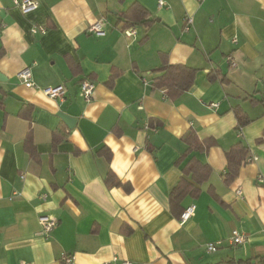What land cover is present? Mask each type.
<instances>
[{
	"label": "crops",
	"instance_id": "crops-1",
	"mask_svg": "<svg viewBox=\"0 0 264 264\" xmlns=\"http://www.w3.org/2000/svg\"><path fill=\"white\" fill-rule=\"evenodd\" d=\"M136 1L153 18L143 41L145 27L127 36L119 22ZM163 1L37 0L25 14L0 0V264H62L64 255L70 264L264 258V0ZM98 21L104 35L89 30ZM161 52L197 70L175 99L153 86ZM26 67L36 87L18 78ZM82 79L95 84L91 100ZM61 84L63 101L44 93ZM193 134L214 143L188 151ZM239 141L250 153L226 183V154ZM196 161L210 167L206 180L187 169ZM183 180L191 192L173 208ZM43 215L58 222L50 234ZM233 230L243 243H232Z\"/></svg>",
	"mask_w": 264,
	"mask_h": 264
},
{
	"label": "trees",
	"instance_id": "trees-1",
	"mask_svg": "<svg viewBox=\"0 0 264 264\" xmlns=\"http://www.w3.org/2000/svg\"><path fill=\"white\" fill-rule=\"evenodd\" d=\"M119 22H122L123 29L128 28H136L138 26H143L146 28V33L144 37L142 38V41L145 40L148 37L147 30L153 23L152 13L149 11L148 8H146L143 4L136 1L128 9L124 10L120 14ZM161 59L162 64L155 69H153V73L158 74L153 79V86L158 89H162L166 92L168 97L170 98H177L187 92L191 86L193 85V82L195 80L196 75V69L189 67L185 64H177V63H170L167 54L161 52ZM118 74V70H114ZM120 72V71H119ZM115 73V74H116ZM213 78V76H211ZM85 79H82L83 81ZM80 81V82H81ZM261 102V101H260ZM249 120H241L239 123V127H242L245 123H247ZM264 136V133H263ZM53 139L55 142H59L60 138L58 135V132H55L53 135ZM187 140L189 142V149L188 151L192 149L197 150H208L209 147L214 143V141L211 140H205V141H199L198 138L193 134L191 136L187 137ZM262 140H258L259 142ZM25 145L27 148H31V135L28 134ZM250 153L249 147L244 144L242 141L237 142L232 146L230 150L227 151V173L226 175V183L232 182L240 172V169L243 164L246 163V159ZM190 171L193 172V176L195 179L201 176L204 177L206 180L209 177V174L211 172L210 167L207 165L199 164L197 161L196 163H191L189 167L187 168ZM112 174H109L107 181L111 183ZM116 185L123 186L125 189H129V185L122 184L121 182H116ZM191 184L189 182H186L183 180L180 184H178L171 193V204L174 208V205H177L180 203L181 199L187 194L191 192ZM185 209V208H184ZM183 209V210H184ZM183 210L180 212L182 214ZM179 215V218L181 216ZM68 256V255H67ZM264 262V258H257ZM251 260L248 261H242L240 264L249 263ZM62 264H69L63 258Z\"/></svg>",
	"mask_w": 264,
	"mask_h": 264
},
{
	"label": "built area",
	"instance_id": "built-area-1",
	"mask_svg": "<svg viewBox=\"0 0 264 264\" xmlns=\"http://www.w3.org/2000/svg\"><path fill=\"white\" fill-rule=\"evenodd\" d=\"M13 1H14V4L16 6H18L23 11V13H25V14L32 12L33 10L37 9V7H38L37 0H13ZM159 5L160 6L164 5V1L159 0ZM192 22H193V20L191 17L187 16L185 18V29L186 30L189 28V26L192 24ZM38 29L41 31H45L43 27H40ZM36 30H37V28H36ZM89 30L91 32L96 33L97 35H104L105 34V31L103 28V23L101 21H98L95 24L91 25ZM135 33H136V30L134 28H128L125 30V34L127 36H132ZM228 59L231 60L232 64H235L232 61L231 57H228ZM18 78L27 87H36L35 83L32 80V72H31L30 67H26V68L22 69L18 73ZM79 87H80L81 94L84 96V98L86 100H91L93 97L94 90H95V84L92 81L85 79V80L79 82ZM44 93L54 100L63 101L66 97L67 89L64 85L61 84V85H57L54 87L45 88ZM238 193H241V190H238ZM46 196H47L46 194H43L41 197L43 199H45ZM195 209H196V206L194 204L186 207L183 210V212L179 218L180 223L183 224L187 220H189L191 218V216L194 214ZM39 221H40V224H41L43 230L46 232V234H50V232L58 224L56 219H53V218L45 216V215L41 216L39 218ZM231 240H232V243L235 245L241 244L245 241L244 236L241 235L237 230L232 231ZM219 245H221V241L209 242L207 244L206 248L209 252H214L218 249ZM64 258L67 261V263H69V264L73 260V257L67 256V255H64ZM105 264H132V262L129 260H120V259H118V257H114L111 261H109ZM244 264H264V262L261 261L260 259H255V260H251L249 263H244Z\"/></svg>",
	"mask_w": 264,
	"mask_h": 264
},
{
	"label": "water",
	"instance_id": "water-1",
	"mask_svg": "<svg viewBox=\"0 0 264 264\" xmlns=\"http://www.w3.org/2000/svg\"><path fill=\"white\" fill-rule=\"evenodd\" d=\"M2 78L1 74H0V79ZM59 116L68 124L69 127H72L75 123V119H72L66 115H64L63 113H60Z\"/></svg>",
	"mask_w": 264,
	"mask_h": 264
},
{
	"label": "clouds",
	"instance_id": "clouds-1",
	"mask_svg": "<svg viewBox=\"0 0 264 264\" xmlns=\"http://www.w3.org/2000/svg\"><path fill=\"white\" fill-rule=\"evenodd\" d=\"M111 146L113 147V150L115 151L117 149V145H115L114 143L111 144ZM113 167H115V165H113Z\"/></svg>",
	"mask_w": 264,
	"mask_h": 264
}]
</instances>
